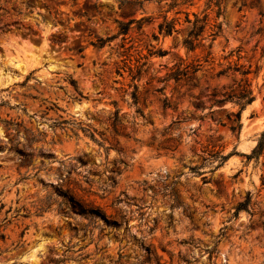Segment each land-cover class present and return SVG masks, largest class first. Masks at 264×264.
Listing matches in <instances>:
<instances>
[{"label":"rangeland","instance_id":"rangeland-1","mask_svg":"<svg viewBox=\"0 0 264 264\" xmlns=\"http://www.w3.org/2000/svg\"><path fill=\"white\" fill-rule=\"evenodd\" d=\"M122 1L0 0V264H264V149L240 155L264 130V16L234 0L206 9L222 32L205 61L183 32L159 33L164 0ZM181 60L201 63L197 86L162 81ZM235 64L255 96L239 135L221 124L238 106L209 100L240 78L216 76Z\"/></svg>","mask_w":264,"mask_h":264},{"label":"trees","instance_id":"trees-1","mask_svg":"<svg viewBox=\"0 0 264 264\" xmlns=\"http://www.w3.org/2000/svg\"><path fill=\"white\" fill-rule=\"evenodd\" d=\"M145 1H152V0H123L122 2L126 3L127 8L130 12L135 10L137 7H142ZM156 2L160 3L163 0H155ZM166 9L163 11L165 14L162 16V21L158 23V31L163 35H172L173 33L179 34L183 32V38L181 41L182 47L185 48L186 53L194 52L198 48H201L202 51H205V61H208V57L210 55L209 49L212 46L213 41L221 34L222 26L220 22H217L216 19L210 23L208 13H205L206 9H210L215 12L216 18L222 12V3L223 0H205V7L203 11L199 14L196 11H182L179 9L180 6H193L195 1L198 0H164ZM233 4H239V9L242 8H257L258 13L261 16H264V0H234ZM175 10L176 14L181 12L184 13L183 22L186 26L182 28H178L177 24L178 21L175 18H169L167 13L170 11ZM193 16V18L190 17ZM137 23V28H141L144 22H148L145 17L141 18H133L128 22H121L118 21V34L119 35H126L130 30L131 23ZM208 30V34L205 37L204 34ZM156 38V36H155ZM208 40V44L204 43V39ZM155 53L159 55H165L167 53L166 50L157 49ZM199 60V59H198ZM201 63H184L183 60L178 64H174L170 71L166 74L162 81L166 82L169 80H173L176 85H191L197 86L194 83L195 73L200 70ZM232 70L240 75V78L234 80V83L228 87H222L218 89L214 87L212 91L209 93V100L212 101L211 107L215 104H224L230 102L236 106H238V110L236 112H230L227 116L228 122L221 123L223 126H227L232 133L239 135L241 130V113L245 109V107L250 104L254 100V92L251 87V83L248 79V74L250 73V68H244L241 65L235 64L234 66H227L224 69L219 70L216 73L217 77L226 76L227 71ZM164 88L160 87L158 90L162 92ZM133 103L136 105L138 103V93L136 87L130 93ZM162 103L164 107H170L171 102L170 100L164 96L162 99ZM138 113L142 114L140 109H137ZM119 111L118 109L115 110L113 116V122H117L119 120ZM215 146V145H214ZM264 149V130L260 133L258 138L257 144L252 149L250 154L240 153V155L245 156L247 159L251 158H258ZM229 155L231 154H223L222 150H217L211 156L215 159L218 158L220 164L226 160ZM250 198L246 197L245 200L241 201L237 206L235 211L239 212L242 209L247 210L249 208ZM80 211L82 213H88L90 215H99L108 221L109 217L106 214L102 213L97 208L88 207L84 208L79 205ZM112 224H115L117 221H110ZM214 250L210 251L213 253Z\"/></svg>","mask_w":264,"mask_h":264}]
</instances>
